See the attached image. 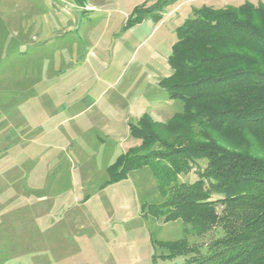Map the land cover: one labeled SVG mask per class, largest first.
<instances>
[{
	"label": "rangeland",
	"instance_id": "374dc122",
	"mask_svg": "<svg viewBox=\"0 0 264 264\" xmlns=\"http://www.w3.org/2000/svg\"><path fill=\"white\" fill-rule=\"evenodd\" d=\"M164 2L0 0V264L183 263L163 244L185 226L158 212L151 169L125 162L148 151L141 134L170 147L190 127L193 142L214 137L175 119L183 102L162 85L177 30L203 8L264 0ZM247 141L240 150L264 157Z\"/></svg>",
	"mask_w": 264,
	"mask_h": 264
},
{
	"label": "trees",
	"instance_id": "16d2710c",
	"mask_svg": "<svg viewBox=\"0 0 264 264\" xmlns=\"http://www.w3.org/2000/svg\"><path fill=\"white\" fill-rule=\"evenodd\" d=\"M177 38L170 61L173 74L162 84L170 99L183 102V112L174 118L198 121L216 134L193 142L190 127V139L181 137L178 147L141 134L149 149L130 163L126 160L123 171L149 167L162 197L158 212L166 222L185 226L184 238L163 244L169 250L165 259L264 264V157L240 150L247 140L264 150V6L203 8L178 28ZM200 162L205 166L195 181H179L180 174Z\"/></svg>",
	"mask_w": 264,
	"mask_h": 264
}]
</instances>
